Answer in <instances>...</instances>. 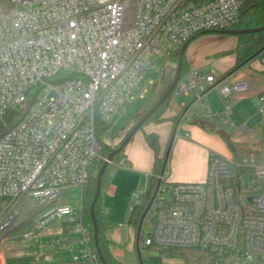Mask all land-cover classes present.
<instances>
[{"label": "built area", "instance_id": "1", "mask_svg": "<svg viewBox=\"0 0 264 264\" xmlns=\"http://www.w3.org/2000/svg\"><path fill=\"white\" fill-rule=\"evenodd\" d=\"M245 1L0 0V115L25 109L0 138V234L21 222L37 232L61 219L82 234L70 243L78 250L71 262L102 264L83 204L66 205L64 192L83 191L102 158L101 131L145 99L161 61L196 37L233 30ZM258 59L264 63V51ZM214 89L225 102L249 92L250 83L193 70L175 88L176 96L192 93L212 124L219 114L204 104ZM257 109L264 121V96ZM258 149V157L239 161L212 153L204 182L160 177L143 251L199 249L264 264V124Z\"/></svg>", "mask_w": 264, "mask_h": 264}, {"label": "rangeland", "instance_id": "2", "mask_svg": "<svg viewBox=\"0 0 264 264\" xmlns=\"http://www.w3.org/2000/svg\"><path fill=\"white\" fill-rule=\"evenodd\" d=\"M231 38V36L226 37L219 33L212 32L203 34L192 41L186 55L189 71H192V65L194 63V65L196 66L195 70L203 74H208L211 72L219 73L221 75L228 74L235 65L233 66V68L225 71V74H222L223 70L227 68L232 61L230 59L225 60L226 57H229L231 55L224 56V54H228L236 48L234 46L228 45L230 44V40H233L232 42H238L236 37V39ZM258 60L260 61L259 63L264 66V63H262L260 59ZM178 61L179 59L176 60L175 58L165 60L162 66H160L159 72L155 75L152 89L150 88L149 93L146 95L145 99L136 100L127 109L125 117L120 119L109 132H105L104 130L101 131L100 141L104 147L113 150L117 148L130 134L133 127L137 124V121L143 115H145L147 111L150 110L151 106L169 90L177 75ZM191 61L194 62L191 63ZM66 76L67 73L62 72L59 75L58 79H63ZM246 76L250 79H253V72L249 65L244 66L238 72L229 76L228 82L232 83ZM262 80V85H264V76H262ZM262 85L259 88L260 92L254 93V95H256L258 99L264 96ZM239 98L240 97H238L237 99ZM208 99L210 102L211 112L215 114L218 113V111H223V109L228 106L231 107V105H233L234 103L233 97H230L225 102L221 101V99L219 98L218 89L210 91L208 94ZM29 101H32V98H30ZM192 101V93H181L176 96V90H174L168 100L166 113L171 108V113L176 114L180 111L183 105H186L187 103ZM204 108H206L208 111L210 110L207 103L204 104ZM242 109L247 110L248 114L250 116H253L254 112L252 111L255 110L256 107L252 102V97H250L249 100L241 101L237 106H235L234 114L230 119L224 117V120H227L226 123H228L224 130L230 135L231 138L232 135L238 134L241 135V137H248V141L250 142V144H244L253 146L254 150L259 151L258 147L261 140V129L264 124L262 115H259L261 121L257 125L252 126V132L247 134L244 133L242 129H240L241 125L248 120H246L245 117L239 115V111ZM181 112L182 111L176 114V116L178 117ZM187 115L190 120L193 116L201 117V105L195 102L193 105L191 104ZM217 119L219 120L220 118L218 117ZM152 121L156 123L157 121H159V119L157 120V118H155ZM175 121L176 120H174L173 122L175 123ZM231 122L234 123V126H231ZM163 126H167V124H164ZM184 135V132L181 131L180 137L184 138ZM171 142L172 137L168 141L169 146ZM229 149L230 148L228 146V153L226 154H221L217 151L214 152L223 157L231 158L232 152L231 150L229 151ZM172 153L173 146L171 145L169 153L170 158L172 157ZM258 155L252 154L250 157H258ZM102 158L95 161V169L92 172L93 179L91 181L98 178V175L101 171H98V164L99 161L102 160ZM174 158L175 157L173 156V161ZM122 160H124L123 157ZM114 165V168H116L118 171L125 170V167H120L117 163H115ZM126 169L132 170L133 166L131 168L127 167ZM146 178L147 176L143 175L140 181L134 183V187L131 190L132 192L130 196L128 194L129 192H124L122 183L120 181H118L113 189H111L108 186L110 182L109 178L107 179L106 185L102 189L101 193V208L104 220L107 221L110 225H113L115 228L114 230L109 232L108 236H110V234H117L115 235V238L117 239V245L114 247V254L125 264L139 263L137 250L135 248L136 233L135 229L128 225V217L132 209L133 202L137 204L143 198ZM82 193L83 191L81 190V188H75L72 191H65L64 203L72 207L74 210H78L83 204ZM34 229L35 225L33 224V222H28L23 225L21 222L16 224L9 233L0 234V253L4 252L6 260L8 258L33 256L35 258V264H70V262L73 260L74 255L78 252L77 245L73 244L72 246H70V243L78 242L82 238L81 232L76 227L67 226L63 224V220L59 219L52 221L50 224L37 232H33ZM27 232H33L29 239L24 238L23 236ZM151 232V218L147 216L142 226V235L147 236ZM55 244L56 247L54 246ZM142 248L145 249L144 246ZM150 251L152 253L155 252L153 249H151ZM166 261L176 262V260L173 259H166Z\"/></svg>", "mask_w": 264, "mask_h": 264}, {"label": "trees", "instance_id": "3", "mask_svg": "<svg viewBox=\"0 0 264 264\" xmlns=\"http://www.w3.org/2000/svg\"><path fill=\"white\" fill-rule=\"evenodd\" d=\"M263 26H264V0H246L240 11V22L234 27L233 30L255 29V28H260ZM215 33H219L226 37L229 36V35H224L221 32H215ZM235 37L238 40L236 48L232 50L231 52H229L228 54H224V56H227V55L235 56L236 64L234 68L228 74L223 75L224 77H227L228 75H231V74H235L240 69H242L244 66L248 65L250 62L257 59L264 49V32L256 33V34L250 33V34L235 36ZM197 38L198 37H196L195 39ZM190 44L191 42L188 43V46ZM179 56H180V50L172 54L171 56L164 58L161 61L160 66H162L165 60L172 59V58H175L176 60H178ZM189 73L190 71L187 66V56L185 53L182 68H181V79L186 77ZM169 98L155 111V113L142 125V127L138 131L142 130L146 125L153 122L152 120L155 118H157V120L159 119V121H157L156 123H163L167 120H172V121L176 120L175 124H178L182 121V119L184 118L185 112L187 111V109H189L188 107H190L192 102H189L187 106L182 109V112L178 117L176 116L172 118H163V115L166 113V107L168 106ZM158 101H156L151 106V108ZM24 114H25V109H11V110H8L6 113L0 115V138L3 137L5 134H7L12 129H14L21 122V120L24 117ZM202 127L204 129H207L210 132H214V130L208 127H205V126H202ZM109 129L110 127H106L104 128V131H108ZM134 136L124 145L123 149L115 156L113 163H117L122 159L126 147L133 140ZM127 138L128 136L124 139V141L117 148L123 145ZM146 141L149 147L155 153V163H154L152 175L148 179L146 190L143 194V198L137 204L133 202L132 209L128 217V225L135 228L136 231L138 230L141 224L143 226V223L148 215V206L151 204L154 196L156 195L158 186L164 183V181H162L160 177H164L167 179V175L169 173V166H168L169 156H168L167 162H165L166 156L160 158V144H159L158 135L147 134ZM231 147H232L231 150L233 152V157L237 161L242 160L244 157H250L252 154L258 155L259 153V151L253 149V146H249L244 143L241 144L238 142H232ZM112 151L113 149L106 148L102 145L101 156L105 159L109 156V154ZM104 163H105L104 160L99 161L98 171L102 169ZM113 163L108 165L104 173V176L102 179V189L106 185L107 179L109 178L110 180L111 178V175L113 173V168H114ZM94 169H95V165L92 168L91 177L87 185L84 187L83 193H82L83 195L82 196V200H83L82 221H83L84 226L88 229V231L90 232V235L93 238V247L98 252L101 263L102 264H124L118 259H116L114 255L112 254L111 247L113 246V243L107 238V235H106V232L108 231L109 227L103 217V212L101 208V195L94 209L95 217H96L98 227H99L98 247L96 246L95 235H94V223H93V219L91 216V206H92V202H93V199L96 193L97 180H98V178H96L95 180L91 181L93 179L92 172ZM102 189H101V193H102ZM147 236L142 235V228H141L140 235L138 237L139 238L138 245H139L140 252H141L142 264H243V262L237 258L227 257L222 260L216 254L210 251H201L199 249L150 247L146 249L145 251H143L142 247L144 246L145 239L147 238ZM151 249H153L155 252L152 253L150 251ZM166 259H173V260H176V262H168L166 261ZM6 264H35V258L33 256L8 258L6 260ZM70 264H75V263L70 262ZM138 264H140V262Z\"/></svg>", "mask_w": 264, "mask_h": 264}, {"label": "crops", "instance_id": "4", "mask_svg": "<svg viewBox=\"0 0 264 264\" xmlns=\"http://www.w3.org/2000/svg\"><path fill=\"white\" fill-rule=\"evenodd\" d=\"M231 37H232L231 39H236L235 36H231ZM232 41L233 40H230L229 42L230 44L228 45L236 47L237 43L235 41L234 42ZM188 48H187V51H188ZM186 55H187V52H186ZM229 59L232 61L230 65L223 70L222 74H225L224 73L225 71L233 68V66L236 64V59L233 55L225 58V60H229ZM192 62L194 61H191V63ZM259 62L260 61L257 58L248 64L252 69L253 79H250L247 76L244 77V79L249 80L250 90L246 94L241 95L239 99L237 98L233 99L234 103L233 105H231L230 115L229 116L226 115V112L229 110L230 106L223 109V111H218V113H216V114H219V118H220L219 120L217 119L214 124L217 129L224 130L226 125H228V123H226L227 120H224V117H227L228 119H230L232 115L234 114V107L237 106L241 101L249 100L250 97H252V102L254 106L256 107V109L252 111L254 112L253 116H250L247 110L245 109H242L239 111L240 116L245 117L246 120L248 119L244 124L241 125L240 129H242L244 133L249 134L252 132L251 127L257 125L261 121V118L258 114V109H257L259 99L256 97V95H254V93L260 92L259 88L263 84L262 76H264V66H262ZM192 67H193L192 71L195 70L196 66L194 65V63ZM262 86H263L262 88L264 91V85ZM187 104L183 105L181 109L185 108ZM191 104L193 105L194 101H192ZM208 107L210 108V111H211L209 99H208ZM170 109L169 111H167V113L163 115V118H172L176 116V114H178L180 111H182L180 109V111L175 114V113H171ZM188 110L185 112V115L182 121L178 124H175L172 120H167L163 123L152 122L146 125L142 130L138 131L136 135L134 136L133 140L126 147L125 152L123 154V158L127 162V166L125 167V170L118 171L116 168H113V173L111 175L108 186L111 189H113L116 183L120 181L122 183L124 192L126 193L129 192L128 194L130 196L132 192L131 190L134 187L133 186L134 183L137 181H140L143 175L147 176L146 182H145V184L147 185L148 179L152 175V171H153L154 163H155V153L149 147L146 141L147 134L158 135L159 144H160V158L166 156L168 148H169L168 141L170 140L171 137L173 138V142H172L173 153H172L171 158L169 156L170 165L168 164L169 173L167 175V180L170 183L204 182L208 176V169H209L211 154L215 153L214 151H217L221 154H226L228 153L229 145L215 131L210 132L207 129H204L202 125L193 124L192 120L203 119V117L193 116L192 119L190 120L187 115ZM164 124H167V126H163ZM231 126H234L233 122H231ZM181 131L184 132L185 134L184 138L180 137ZM174 132H175V135H174ZM261 136H262V132H261ZM231 141L250 144V142L248 141V137H241V135L239 134L232 135ZM230 150L231 148L229 149V151ZM173 156L175 157L174 161L172 160ZM232 157H233V152H232ZM132 166H133L132 170L126 169L127 167L131 168ZM113 167H115V165ZM105 222L108 224V227H109L108 231L106 232L107 238L113 243V246L111 247L112 254L114 255L116 259H118L115 256L114 251H113L114 247L117 245V239L115 238V235L117 234H114V235L110 234V236H108L109 232L114 230L115 228L113 225H110L107 221ZM135 233H136L135 248L137 250V231L136 229H135ZM0 264H6V256L4 252L0 253Z\"/></svg>", "mask_w": 264, "mask_h": 264}, {"label": "water", "instance_id": "5", "mask_svg": "<svg viewBox=\"0 0 264 264\" xmlns=\"http://www.w3.org/2000/svg\"><path fill=\"white\" fill-rule=\"evenodd\" d=\"M264 32V26L260 27V28H255V29H244V30H228V31H224L221 32L224 35H229V36H241V35H246V34H256V33H261ZM188 48V44L183 45V47L180 50V56H179V62H178V68H177V75L176 78L173 82V84L171 85V87L169 88V90L164 94V96L137 122V124L134 126V128L131 130L130 134L128 135V138L126 139L125 143L123 145H121L119 148L114 149L109 156L107 157V159L105 160V163L98 175V180H97V188H96V193L92 202V206H91V216L93 219V223H94V235H95V242H96V246L98 247V235H99V227H98V223L95 217V213H94V209L96 206V203L101 195V189H102V179L104 176V173L108 167L109 164L113 163V160L115 158V156L123 149L124 145L135 135V133L142 127V125L155 113V111L172 95L173 91L175 90L180 78H181V68H182V64H183V59L185 56V53L187 51ZM264 51V49H263ZM232 75V74H231ZM231 75H228L227 78ZM189 108V107H188ZM188 110V109H187ZM193 124H198V125H202V126H206L212 130H214L218 135H220L231 147V138L230 135L223 129H217L216 126L212 123H210L207 120L204 119H194L192 120ZM175 135V132H174ZM172 142H173V138H172ZM172 142L168 148L167 154H166V158H165V162H167L168 160V156L170 153V148L172 145ZM159 187V186H158ZM151 207V204L148 206V211ZM142 228V224L139 226L138 230H137V254H138V259L140 264H142L141 262V252H140V248L138 245V237L140 235V231Z\"/></svg>", "mask_w": 264, "mask_h": 264}, {"label": "flooded vegetation", "instance_id": "6", "mask_svg": "<svg viewBox=\"0 0 264 264\" xmlns=\"http://www.w3.org/2000/svg\"><path fill=\"white\" fill-rule=\"evenodd\" d=\"M181 79V78H180Z\"/></svg>", "mask_w": 264, "mask_h": 264}]
</instances>
